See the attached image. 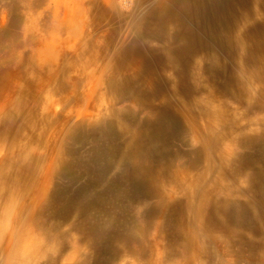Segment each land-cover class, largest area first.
<instances>
[{
	"label": "bare ground",
	"instance_id": "6f19581e",
	"mask_svg": "<svg viewBox=\"0 0 264 264\" xmlns=\"http://www.w3.org/2000/svg\"><path fill=\"white\" fill-rule=\"evenodd\" d=\"M116 1L25 0L52 14L35 16L0 66V208L16 204L9 227L0 216V264L77 260L75 250L38 262L32 210L64 195L82 201L67 215H84V184L71 187L80 168L120 202L135 192L154 203L148 223L161 217L145 238L79 223L84 238L104 240L109 262L264 264V0H134L133 13ZM89 133L100 140L80 157ZM171 136L186 149L177 163Z\"/></svg>",
	"mask_w": 264,
	"mask_h": 264
},
{
	"label": "rangeland",
	"instance_id": "374dc122",
	"mask_svg": "<svg viewBox=\"0 0 264 264\" xmlns=\"http://www.w3.org/2000/svg\"><path fill=\"white\" fill-rule=\"evenodd\" d=\"M117 2L118 0L116 1V3ZM118 3L117 4L120 5L119 6L120 8L122 6L121 8L122 10L123 9L128 10V11L123 10L124 12L133 13V11L136 10L134 0H128V1L120 0ZM25 4H26L25 0H0V30H1L0 33L5 31L8 33L13 32L15 34L14 37H11L10 35H8L5 37L3 41L1 40L2 42L0 43V66L5 64V62L7 61H12L15 58V54L19 52V49H17V51L15 52L16 42L19 45L20 44L24 45L25 43L23 39V36L25 33L24 30L28 29V26L31 24V22H33L32 19L35 16L38 17V15L41 13L47 14V19H48V16L52 14L51 13L52 9L46 10L47 6L45 5L42 7H37L30 11L29 9L25 7ZM53 12L55 11L53 10ZM57 15H58V18L61 17L60 13H57ZM15 20L18 24L13 28L12 23ZM5 54L7 55L6 58L4 57ZM5 65H8V64H5ZM1 69L7 71L9 67L1 68ZM11 69L13 71H16V68L12 66H11ZM16 77H18V75H16ZM90 128L91 127H87L86 129L81 130V132L86 133L87 131L93 130V128L91 129ZM99 140H100V137L97 136V134L89 133L85 135L84 138H82L79 142H76L75 147L78 151L80 150L78 152L79 156L86 158L88 154L93 155L94 152L91 149L99 142ZM94 143L96 144L94 145ZM185 150H186L185 147L181 145V139L179 138V136H171L169 138V141L167 143V151H171V152L174 151L175 154L173 155V160L176 161V163L179 160V158H181L180 152H184ZM88 156L90 157V155ZM95 166H97L96 167L97 169H103L104 163L99 162V164H96ZM84 169L85 168L73 169V171L76 172L75 176L79 177V179L77 180L76 183H73L71 187H72V190H75L78 187L82 186V184H84L83 185L84 194H86L85 196H89V198H86V200H84L85 204H87V209H86L87 213L85 212L84 215H80L79 213L72 212V214H69L70 216H68L67 214L69 213V211H71L69 210V208L74 207V203H77V201L78 202H82V201L79 198L78 199L75 198V201H71V197L65 198L64 195H62L63 203L58 204V206L54 204V201L52 199L50 200L45 199L38 206H36L34 210H32L33 215H34V220L37 223L36 230L38 231V234H39V238H40L39 240H41V242L44 244L43 248L45 250V251L41 250V255L38 259V262L47 263L49 258L53 254H59V255L63 254L65 258H68L71 254L75 253V250L79 251V255H77V260L73 264H81V262L90 255H94V258H95V255H97L99 258V263H101L102 260H105V262L107 261L108 264H115V263L116 264H133L134 262H137L138 260L136 261V259H133V258H130V259L126 258V260L128 261L126 263H124L123 260L122 261L117 260V259L114 260V258H113V261L109 262L110 260H108L109 258L108 256L110 255H107L104 253L100 257L101 252L109 251L108 249L102 250L103 248H101L102 251L100 250V246L101 247L103 246L104 240L99 239L100 237L98 238V240L96 238L95 240H92V239L89 240L88 238H84L80 234L84 231H81L78 228L79 227L78 224L81 223L83 224V226L85 225L86 227H89L92 225L99 227L103 223L107 221H111L114 227V233H117L118 237L120 236V234H125L131 231H134V233L138 237L145 238V233H148L151 235L150 231L152 230H150L149 224L151 222L152 223L157 222L161 219L160 216L156 217L157 214L153 213L150 216V219L152 220L150 223H148L149 221H148L147 215L149 214L147 213V209L150 206H153L154 203L144 198H140V196H135L137 195L135 192H133V196L130 197V199H127L125 203L120 202L119 197H116L114 195L104 194L103 188L99 187L97 183H94L93 185L92 179H90L89 177L90 175L84 176L83 174ZM61 171H62L61 168L58 169L57 171L58 177ZM112 172L113 171H111L110 174ZM57 179H55V184L58 182L59 183L63 182L62 185H66V184L69 185L70 179L68 178H64V180H57ZM134 189L135 188H132L131 190L133 191ZM123 206H125V208H123ZM144 211H146L145 212L146 216L144 214ZM60 218L61 220L59 221ZM66 218H69V219L67 220ZM151 226L153 228V225ZM147 230H150V231L147 232ZM171 230L172 231L176 230L175 226H172ZM168 232H169V228H165V227L158 231L159 235L162 236L163 239L167 236ZM105 237L107 236L105 235ZM2 240H3V237L0 236V242ZM94 241L95 243H93ZM110 241L111 242L108 244L110 245L109 246L110 249L111 248L114 249L115 247L118 249L121 248L120 245L118 244L117 239H112ZM128 246H130L131 249L137 248V246L133 242L128 243ZM62 248L65 249V252L62 250ZM138 262L140 263V261ZM138 262L135 264H139Z\"/></svg>",
	"mask_w": 264,
	"mask_h": 264
},
{
	"label": "clouds",
	"instance_id": "9594fccd",
	"mask_svg": "<svg viewBox=\"0 0 264 264\" xmlns=\"http://www.w3.org/2000/svg\"><path fill=\"white\" fill-rule=\"evenodd\" d=\"M16 212V204L11 203L4 208H0V216L3 217L4 227L7 228L11 224V220Z\"/></svg>",
	"mask_w": 264,
	"mask_h": 264
}]
</instances>
